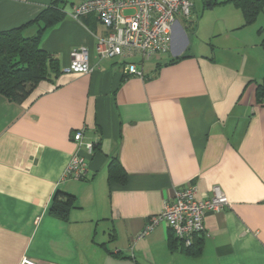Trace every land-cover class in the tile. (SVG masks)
<instances>
[{"label": "crops", "instance_id": "obj_1", "mask_svg": "<svg viewBox=\"0 0 264 264\" xmlns=\"http://www.w3.org/2000/svg\"><path fill=\"white\" fill-rule=\"evenodd\" d=\"M51 1L0 0V31ZM81 1L66 0L63 20L42 35L54 60L46 78L21 103L0 95V264H264V9L242 26L232 3L202 6L200 17L215 10L205 43L194 39L196 22L175 21L168 51L142 61L100 58L107 30L93 14L70 16ZM76 48L87 50L91 72L68 71ZM130 63L141 76L126 73ZM86 143L96 146L90 155ZM76 153L87 163L81 180L64 177ZM110 157L125 184L108 181ZM186 184L197 199L218 186L229 202L206 217L200 253L171 245L163 222L138 238ZM60 192L73 196L65 220L50 213Z\"/></svg>", "mask_w": 264, "mask_h": 264}, {"label": "built area", "instance_id": "obj_2", "mask_svg": "<svg viewBox=\"0 0 264 264\" xmlns=\"http://www.w3.org/2000/svg\"><path fill=\"white\" fill-rule=\"evenodd\" d=\"M192 7V0H82L73 6L70 16L80 19L93 14L107 30V34L97 40L96 53L100 58L128 60L138 57L143 61L168 51L171 26L177 17L188 20ZM125 68L127 74L141 76L134 64L130 63ZM91 70L87 50L74 49L70 54L68 71L85 74ZM82 140L83 131H76L73 141L78 147ZM84 146L87 153L92 154L93 144ZM86 173L85 157L79 153L72 155L64 177L81 180ZM228 207V199L218 186L212 187L204 198L197 199L196 188L190 184L183 185L175 191L173 201L166 202L159 214L148 219L138 238L146 237L163 222L174 237L188 247L195 236L204 232L206 217ZM19 264L35 262L23 257Z\"/></svg>", "mask_w": 264, "mask_h": 264}, {"label": "trees", "instance_id": "obj_3", "mask_svg": "<svg viewBox=\"0 0 264 264\" xmlns=\"http://www.w3.org/2000/svg\"><path fill=\"white\" fill-rule=\"evenodd\" d=\"M201 1L203 8H211L219 4L232 3L240 10L243 16L242 26L253 24L264 9V0H225L224 2H218L217 0ZM65 2L66 0H52L33 20L19 27L0 31V95L8 98L10 101L21 103L31 94L35 85L40 80L46 78L47 64L50 62L52 63L54 60L52 56L41 49V38L46 29L59 23L65 17L66 12L63 7ZM192 2L194 7V0H192ZM186 21V28L190 29L192 23L189 19ZM31 24L36 25L35 33L28 36L23 35L24 29ZM183 58L182 56L172 61L177 62L179 59L181 60ZM256 98L258 102L264 100V85H258ZM95 149L96 146L93 145V152ZM107 176L109 182L121 184H125L126 182L127 176L116 157H110L109 159ZM60 193L63 199L59 200L57 198L58 194L55 196L50 206V213L55 217L65 220L73 204V196L62 192ZM170 237L171 245L178 243L177 246H184L180 240L174 237L172 232ZM200 250L201 240L199 239V235L193 238L191 245L183 249V251L189 255L199 254Z\"/></svg>", "mask_w": 264, "mask_h": 264}, {"label": "rangeland", "instance_id": "obj_4", "mask_svg": "<svg viewBox=\"0 0 264 264\" xmlns=\"http://www.w3.org/2000/svg\"><path fill=\"white\" fill-rule=\"evenodd\" d=\"M202 6H203V4H202L201 0H194V11L192 12V14L190 15V18H189V21H193V22L197 23V28H196V32L194 34V39L197 42H200V44L205 43L204 40H202V37H203V35L207 34V31H204L205 29H203L204 28L203 24L211 22V20L215 16V13H214L215 10H214L213 12L212 11H205L204 16L200 17ZM66 7L68 9V8H70V5L67 4ZM208 12H210V13H208ZM176 21L184 29V25H185V23H187V21H185L184 19H181L179 17L176 18ZM135 60L138 61L137 58Z\"/></svg>", "mask_w": 264, "mask_h": 264}]
</instances>
